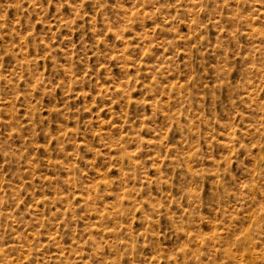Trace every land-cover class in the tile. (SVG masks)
I'll return each instance as SVG.
<instances>
[{"label": "rangeland", "instance_id": "rangeland-1", "mask_svg": "<svg viewBox=\"0 0 264 264\" xmlns=\"http://www.w3.org/2000/svg\"><path fill=\"white\" fill-rule=\"evenodd\" d=\"M0 264H264V0H0Z\"/></svg>", "mask_w": 264, "mask_h": 264}]
</instances>
